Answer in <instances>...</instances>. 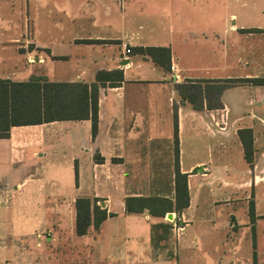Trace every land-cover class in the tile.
I'll use <instances>...</instances> for the list:
<instances>
[{"label":"crops","instance_id":"1","mask_svg":"<svg viewBox=\"0 0 264 264\" xmlns=\"http://www.w3.org/2000/svg\"><path fill=\"white\" fill-rule=\"evenodd\" d=\"M50 1L0 0V80L97 83V133L88 118L0 137V264H45L46 243L72 264H264V85L240 81L264 78V0ZM136 48L168 49L170 68ZM177 169L180 214L126 211L175 208ZM79 198L108 213L84 235Z\"/></svg>","mask_w":264,"mask_h":264},{"label":"trees","instance_id":"2","mask_svg":"<svg viewBox=\"0 0 264 264\" xmlns=\"http://www.w3.org/2000/svg\"><path fill=\"white\" fill-rule=\"evenodd\" d=\"M140 53L150 55L156 62L170 68V51L165 48H136ZM102 75L98 76L101 81ZM122 80V74L119 75ZM255 85H264V78L240 80ZM239 82V80L231 81ZM222 86L219 87V90ZM97 83L86 84L52 83L40 80L11 82L0 80V137H6L11 126L41 124L56 120L88 119L92 121V134L95 137L98 127ZM246 135V137H245ZM246 158L250 160L252 135L250 130L240 131ZM77 173V172H76ZM176 206L168 199L158 197H129L125 200L126 211L163 217L166 212L178 214L188 206L189 195L187 176L176 171ZM76 232L84 235L90 227L98 229L108 217L97 199L79 198L76 200ZM253 218V212L251 211ZM170 228V225H166Z\"/></svg>","mask_w":264,"mask_h":264},{"label":"rangeland","instance_id":"3","mask_svg":"<svg viewBox=\"0 0 264 264\" xmlns=\"http://www.w3.org/2000/svg\"><path fill=\"white\" fill-rule=\"evenodd\" d=\"M46 2H48V3L46 4L45 8L48 9L51 6L50 3H52V2L50 0H46ZM47 9H44V10H47ZM25 34H27V32H25ZM53 253L54 252H53L52 248L48 245V243H46V245H45L46 256H45V261H44L45 264H72V253L70 252L69 248H65V250L61 254L60 258L56 257L55 259H53ZM79 264H81V262Z\"/></svg>","mask_w":264,"mask_h":264},{"label":"built area","instance_id":"4","mask_svg":"<svg viewBox=\"0 0 264 264\" xmlns=\"http://www.w3.org/2000/svg\"><path fill=\"white\" fill-rule=\"evenodd\" d=\"M130 52H131V50L128 49V48H126L125 53H126V54H129ZM177 229L181 230V228H177Z\"/></svg>","mask_w":264,"mask_h":264},{"label":"water","instance_id":"5","mask_svg":"<svg viewBox=\"0 0 264 264\" xmlns=\"http://www.w3.org/2000/svg\"><path fill=\"white\" fill-rule=\"evenodd\" d=\"M104 206H105L104 203H101V207L104 208ZM170 217H171V214H169V219Z\"/></svg>","mask_w":264,"mask_h":264}]
</instances>
